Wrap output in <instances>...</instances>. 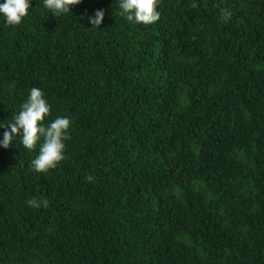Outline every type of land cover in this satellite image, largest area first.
Listing matches in <instances>:
<instances>
[{"label": "trees", "instance_id": "1", "mask_svg": "<svg viewBox=\"0 0 264 264\" xmlns=\"http://www.w3.org/2000/svg\"><path fill=\"white\" fill-rule=\"evenodd\" d=\"M117 2L0 20V123L32 87L71 121L46 173L0 148V264H264V0Z\"/></svg>", "mask_w": 264, "mask_h": 264}, {"label": "clouds", "instance_id": "2", "mask_svg": "<svg viewBox=\"0 0 264 264\" xmlns=\"http://www.w3.org/2000/svg\"><path fill=\"white\" fill-rule=\"evenodd\" d=\"M82 0H41L43 9L55 17L72 13L74 6ZM117 2V0H116ZM32 0H0V20L7 26H18L30 14ZM158 0H118L119 15L133 25L145 26L155 24L160 19L157 10ZM105 19V13L98 9L88 16L92 27H99ZM51 105L45 93L37 87H32L19 110L11 121L0 123L5 128L0 135V148L7 149L13 141L19 139L26 150L38 149L37 155L30 161L29 167L37 173H46L57 167L64 159L65 141L68 139L70 118L68 116L50 117ZM88 180L92 177L88 176ZM48 200L36 198L27 201L33 208L48 207Z\"/></svg>", "mask_w": 264, "mask_h": 264}]
</instances>
